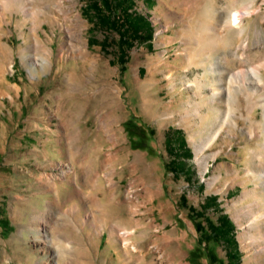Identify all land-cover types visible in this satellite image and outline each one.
<instances>
[{
  "label": "rangeland",
  "instance_id": "374dc122",
  "mask_svg": "<svg viewBox=\"0 0 264 264\" xmlns=\"http://www.w3.org/2000/svg\"><path fill=\"white\" fill-rule=\"evenodd\" d=\"M59 1L24 0L28 10L12 6L0 21V264H211L204 245L227 264L224 245L200 246L191 210L212 195L235 224L241 263L264 264L234 205L260 182L248 169L264 170L253 154L264 142V0H136L127 12L145 17L152 39L124 48L92 2L64 15ZM249 5L239 33L230 14ZM254 68L256 91L234 82L218 108L206 102L218 70L223 86ZM204 77L201 92L189 84ZM219 111L238 124L208 139L201 162L197 146L218 127L199 132L202 117ZM168 132L190 157L168 148ZM175 155L183 168L170 170Z\"/></svg>",
  "mask_w": 264,
  "mask_h": 264
},
{
  "label": "bare ground",
  "instance_id": "6f19581e",
  "mask_svg": "<svg viewBox=\"0 0 264 264\" xmlns=\"http://www.w3.org/2000/svg\"><path fill=\"white\" fill-rule=\"evenodd\" d=\"M64 1L65 0H60L55 5H56L57 9L61 13H63L64 15H66V13L70 14L73 11V8L76 6V1L70 0L72 3L71 6L65 4ZM12 6H13V8L15 7V9L17 6H20L22 9L28 10L27 4H26V2H24V0H10L7 4H3V6H1L2 12L0 15V21H4V19H7V14L5 13V11L9 10L10 7H12ZM250 8H251V6L249 5L244 10H241V11L233 10L230 14L229 23L239 33L244 32L243 20L245 19L244 17H246L247 15L250 14V12H251ZM32 12H34V11H32ZM65 17H68V16H65ZM77 19L79 20V16H77ZM77 24H78V22H74L72 26L67 27V32L70 36H71V34H72V36H74V34H76L79 31V29H75ZM82 35L83 34H80V36L78 38H83ZM85 60H86V58H85ZM258 67H256V68H258ZM210 68L212 70H214L215 65L213 63H211ZM256 68L252 69V72H250L252 75L251 77L249 76V74H246L247 72L242 73L241 70L233 72L229 76V79L227 80V83H226L227 85L223 84V86L221 84H219L218 82H223L225 80V78L223 77L222 71L218 70V80L213 81V83L210 85L212 87V96L209 99V101H206V102H209L210 104H212L211 106L213 108L214 107L218 108V106H216V103L220 100V97L224 92L227 93V97L231 98L232 86H233L234 82L237 83L236 87L239 90H243L244 85H245L246 87H251L252 90L256 91L257 90L256 87H258L261 84V82L263 81V78H262V76H260V72L258 71L259 68L258 69H256ZM210 83L211 82L208 81L207 77L206 78L204 77L202 80H194L193 82H190L189 84H195L197 86V88H199V91H200L201 89H203V87L205 85H208ZM222 87H224V88H222ZM263 101H264V99H263ZM260 102H262V100ZM263 105H264V103H263ZM202 106H204V105L199 103L197 108H199V107L201 108ZM255 108H256V106H254L253 109L251 108L252 110L249 111V114L247 117L253 125L256 124L257 122H259L255 119V116H254V109ZM219 110L221 111V109H219ZM220 111L216 114V116L213 119H212V116H210V115H209V117H207V115L202 117V121L204 122L205 125L201 126V130L199 132H202V133L205 132L208 129L207 128L208 126L212 127V126L218 125V127L214 131L213 130L209 131V134L210 133L211 134L208 135V137H203L202 142L200 144H198V146H197V149H198L197 150V157H198L199 161H201V162L204 161V158L201 157L202 146L206 147L209 144L208 139L211 140L210 144H212L221 135L222 131L224 129H226L225 128L226 125H228L229 123L231 125L232 124H234V125L238 124V120L232 121L230 119V116L232 115V113L229 112L224 117L221 115L222 112H220ZM210 121L212 122V124L209 123ZM249 135L253 136V132L249 131ZM205 142H206V144L204 145ZM253 154H254L255 160L258 163L257 165H264V142L262 144L261 149H259V150L253 149ZM255 160H254V162H255ZM248 171H249V173L252 174L251 177H253L255 179H260V182H257L256 185L254 187H252L251 189H249L247 191L244 190L245 192L242 194V196H240V198L235 202L234 205L236 206V208H238L239 210H241L243 212L242 216L244 218H248L247 224L244 226V228L246 230L242 235L246 236L245 238L250 239L251 241L255 242L258 246H260V248L258 249L259 252L257 254V258L259 259L264 255V188L262 187L263 185L261 186V183L264 184V170L256 172L255 170L248 169ZM126 232L128 233V231H126Z\"/></svg>",
  "mask_w": 264,
  "mask_h": 264
},
{
  "label": "trees",
  "instance_id": "16d2710c",
  "mask_svg": "<svg viewBox=\"0 0 264 264\" xmlns=\"http://www.w3.org/2000/svg\"><path fill=\"white\" fill-rule=\"evenodd\" d=\"M92 2V7L98 14L95 18V22L99 27L106 28L110 31H115L121 34V45L124 48L125 41L129 42L127 45L131 47L134 41L151 40L152 32L151 27L145 20V17L141 15L137 19L133 18L127 9L130 5H134L136 0H87ZM125 8V9H124ZM118 12V13H117ZM137 14V13H136ZM127 46V47H128ZM123 54V53H122ZM121 63L124 65L126 60L121 56ZM124 67V66H123ZM128 130L133 134H137L135 127L133 125H127ZM180 132V131H179ZM167 145L172 151L177 149L181 150L187 157H190L191 150L187 148L186 140L180 136L179 133L175 132L167 134ZM170 153L173 155V153ZM179 157V153H175ZM175 155V159L169 163V169L175 170L174 168L182 169L183 161ZM213 208L219 215L216 220L207 215V211ZM196 213V228L200 233V246L203 243L224 245L227 248V264H242L241 254L239 249L236 247V227L230 217L223 213L219 207L217 195H212L206 199V201L201 205L200 209H191ZM206 250V255L210 260L211 264H217V254L214 249H210L209 246L204 245ZM194 257H198L199 253H192ZM225 264V263H224Z\"/></svg>",
  "mask_w": 264,
  "mask_h": 264
}]
</instances>
